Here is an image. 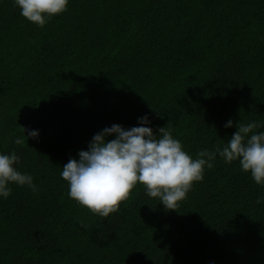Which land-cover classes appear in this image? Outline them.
I'll return each instance as SVG.
<instances>
[{
  "label": "trees",
  "instance_id": "16d2710c",
  "mask_svg": "<svg viewBox=\"0 0 264 264\" xmlns=\"http://www.w3.org/2000/svg\"><path fill=\"white\" fill-rule=\"evenodd\" d=\"M144 116L193 159L264 131V0H68L43 28L0 0V154L36 186L0 196V264H264V185L238 160L175 210L139 183L107 217L68 196L69 159Z\"/></svg>",
  "mask_w": 264,
  "mask_h": 264
},
{
  "label": "clouds",
  "instance_id": "9594fccd",
  "mask_svg": "<svg viewBox=\"0 0 264 264\" xmlns=\"http://www.w3.org/2000/svg\"><path fill=\"white\" fill-rule=\"evenodd\" d=\"M67 5L68 0H14L20 15L41 28L53 16L67 11ZM139 123L142 126L128 130L120 125L103 129L93 136L87 151L78 152V160L69 159L61 177L68 184L71 199L93 214L107 217L119 210L139 183L146 195L175 210L193 182L203 180L205 167H214L217 154L225 163L238 160L243 172L250 173L257 185H264V131H256L260 127L257 122L236 124L237 130L225 146L200 151L196 159L183 150L171 129L159 128L156 135L152 128L143 126L150 123L147 116ZM231 126L229 120L225 127ZM113 135L115 139L106 142L105 138ZM37 136L36 131H29L26 139ZM14 142L22 145L25 140L17 138ZM19 159L14 152L0 154V196L4 198L12 192L10 184L27 185L36 191L32 177L15 167Z\"/></svg>",
  "mask_w": 264,
  "mask_h": 264
}]
</instances>
